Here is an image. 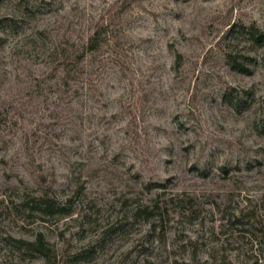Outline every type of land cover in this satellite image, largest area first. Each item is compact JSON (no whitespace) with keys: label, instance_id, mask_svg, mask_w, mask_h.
<instances>
[{"label":"rangeland","instance_id":"374dc122","mask_svg":"<svg viewBox=\"0 0 264 264\" xmlns=\"http://www.w3.org/2000/svg\"><path fill=\"white\" fill-rule=\"evenodd\" d=\"M249 24L264 33V0H0V264H45L16 240L38 232L55 264H170L159 243L136 247L146 223L123 225L124 196L164 190L149 181L196 196L205 223L186 227L203 252L223 254L211 232L232 207L264 226V41ZM99 27L108 39L62 91L74 45ZM44 193L71 213L21 204ZM227 234L229 264H264V245Z\"/></svg>","mask_w":264,"mask_h":264},{"label":"trees","instance_id":"16d2710c","mask_svg":"<svg viewBox=\"0 0 264 264\" xmlns=\"http://www.w3.org/2000/svg\"><path fill=\"white\" fill-rule=\"evenodd\" d=\"M235 26L237 24H232L229 31ZM245 27L246 33L251 39L255 38L257 41H264V33L256 24H249ZM107 39L106 28L99 27L88 36L83 44L74 45L72 54L69 57L70 62H67V66H65L62 72L63 75L58 84L62 91H68L67 87L70 85L69 81L73 77L72 75L79 71V65L86 58L87 54L98 50ZM227 57L231 61L233 59V66L235 68L237 67V69L244 71L243 68L238 66V56H236L234 51L227 50ZM261 57L264 60V52ZM261 118L264 121V107ZM223 170L225 173H228L227 168L223 167ZM201 173L203 174L204 172ZM142 187L147 192H151L157 188L164 190L156 193L155 197L148 201H144L140 197L132 199L124 196L122 203L127 205L131 202L134 203L132 204L134 207L130 215L125 214L123 216V225L146 223L149 232L143 238H138L139 244L136 247H154L157 246V243H159L157 247L163 245V249H160L158 252L163 262L169 261L170 264H229L228 254L225 252L230 249L231 242L226 240L229 239L230 235L227 232L232 230H236L240 238H246L254 242L257 247L264 245V226L262 224L258 225L261 221L255 218L256 209L254 206L247 204L240 209L239 213L233 207L230 208L228 213L221 218V226H226V228L219 231L213 229L211 232V237L223 240L220 247L223 254H220L216 246H211L208 251L203 252L201 251L202 246L207 244L204 234L194 236L188 232V228L186 227V223H193V221L199 220L201 226L205 223V217L201 216L203 209L195 206L196 196L185 192L167 193V189L164 188L165 185L161 182H145ZM21 204L31 211L35 217L42 218L43 220L61 215H69L72 211L68 203H62L48 193L40 195L26 194ZM197 216L200 218H195ZM129 218L131 219L129 220ZM172 229H174V242L172 247H170L167 244V239L168 233L169 231H173ZM143 239L145 242L141 241ZM16 240L19 243L20 249L41 255L45 260V264H55L56 254L51 248V243L42 232H38L32 239L17 238ZM129 254L130 252L126 255Z\"/></svg>","mask_w":264,"mask_h":264}]
</instances>
